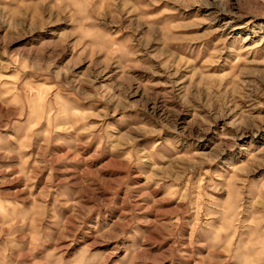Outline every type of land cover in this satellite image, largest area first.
Instances as JSON below:
<instances>
[{"label":"rangeland","instance_id":"obj_1","mask_svg":"<svg viewBox=\"0 0 264 264\" xmlns=\"http://www.w3.org/2000/svg\"><path fill=\"white\" fill-rule=\"evenodd\" d=\"M0 264H264V0H0Z\"/></svg>","mask_w":264,"mask_h":264}]
</instances>
